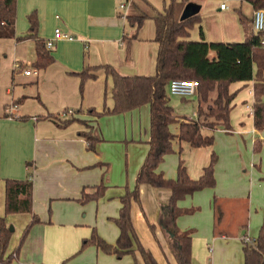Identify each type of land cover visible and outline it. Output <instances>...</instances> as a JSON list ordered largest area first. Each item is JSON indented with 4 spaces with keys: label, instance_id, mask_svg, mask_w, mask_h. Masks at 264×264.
Returning a JSON list of instances; mask_svg holds the SVG:
<instances>
[{
    "label": "crops",
    "instance_id": "obj_1",
    "mask_svg": "<svg viewBox=\"0 0 264 264\" xmlns=\"http://www.w3.org/2000/svg\"><path fill=\"white\" fill-rule=\"evenodd\" d=\"M136 1L18 0L17 36L30 33L29 15L35 12L36 38L46 42L58 27L74 38L56 40L49 48L55 61L42 69L34 66L36 39L0 38V217L14 226L6 252V257L12 256L9 264H146L138 242L152 252L158 264H178L161 224V206L168 204L172 196V190L166 187L140 186V202L133 201L131 207L138 239L137 242L132 237L131 250L118 255L94 243L83 246L94 231L108 244L117 245L120 229L116 219L122 207L121 198L126 185L133 189L150 149V104L123 113L97 115L89 111L103 112L115 106L114 78L105 66H112L123 76L156 73V28L148 22L136 31L127 19L128 15L139 13L141 1ZM146 1L154 12L150 15H154V0ZM226 2L228 7L219 9L225 13V20L217 27L209 23L207 30H202L203 37L214 42H243L246 33L240 17L226 11L231 5L240 7L253 19L255 9L243 0H233L230 6ZM186 7L195 13L203 9L198 0ZM135 31L137 37L131 38ZM189 35L186 39H202L195 29L194 35ZM28 69H37L38 73L28 75ZM86 69L92 76L82 80L81 73ZM255 82L254 78L230 84V92L234 93L230 126L220 124L213 130L203 129L204 135L214 137L212 145L193 147L176 137L174 155L166 154L158 168L166 178L175 179L182 160L189 176L199 179L216 155V135L229 136L226 149L237 161V173L223 168L216 155L215 187L178 201V207L195 210L177 219L181 231L192 232V264L208 263L201 253L207 247L214 264H242V256L229 254L233 249L239 253L244 240L255 237L264 226V197L255 195L253 180L249 186L245 181L249 175L256 180L257 173L262 177L264 169L257 173L247 169L243 159V151L252 149V164L259 167L256 158L260 157L263 168L264 129H257L254 124ZM169 92L168 86V95ZM216 94L212 91L210 95L214 98ZM195 96L198 101L193 116L197 119L175 115L174 111L176 122L170 130L176 136L181 122L199 119V90ZM68 119L74 120L64 125ZM82 132H91L98 138L96 150L88 148ZM27 178L34 183L33 212L7 214L6 179ZM98 186L104 187L101 194L82 202L84 190L93 194ZM218 201L223 205V216L216 224ZM242 205L245 210L248 206L247 222L233 226L234 234H229L227 214ZM204 214L205 223L200 221ZM33 215L40 221L24 236ZM214 244H219L224 256H217Z\"/></svg>",
    "mask_w": 264,
    "mask_h": 264
},
{
    "label": "trees",
    "instance_id": "obj_2",
    "mask_svg": "<svg viewBox=\"0 0 264 264\" xmlns=\"http://www.w3.org/2000/svg\"><path fill=\"white\" fill-rule=\"evenodd\" d=\"M192 0H171L165 6L164 11H155L150 14H130L127 16L130 25L139 30L146 19L153 18L156 24L155 41L159 44L155 75L123 76L112 66H105L108 74L114 78L113 109L98 112L89 109L91 113L102 115L104 113H123L144 104L151 107V138L150 149L141 166L136 185L133 189L127 188L122 196V207L116 223L120 229L117 245L112 246L93 232L91 238L84 241V245H98L108 252H116L122 255L131 250L133 246L132 237L138 242L136 232L131 218L132 202H140V186L149 184L153 187H166L172 190V196L168 204L162 205L161 224L163 231L168 237L169 246L178 264H192V232L181 231L177 219L184 214L195 212L193 209H181L178 201L186 196L194 194L205 188L216 185L215 165L217 156L213 154L209 166L204 169L199 179H192L181 160L178 166V175L175 179L166 178L158 171L166 154L174 151L173 140L190 142L193 147L210 146L214 143L213 136L203 134V129H215L217 125L230 126V113L234 93L230 92V84L236 81H248L256 79L254 94V124L257 129H264V32H257L253 27V19H249L240 12V22L244 27L246 39L243 42H214L207 41L201 30V40L186 39L190 29L196 23H200V13L191 15L182 20L181 16L186 6ZM250 3L254 9L264 8V0H243ZM18 0H0V38H26L36 39L37 59L34 62L36 68H46L55 61L52 51L47 47L43 39L36 38L38 18L35 12L29 15L30 33L24 36L16 34ZM136 31L131 38H136ZM82 80L92 76L86 69L81 73ZM173 79H195L199 82L200 106L198 108L199 119L197 121L181 122L180 132L176 136L170 130V125L176 122L173 106L168 95V86ZM217 94L213 102L205 109L203 102L211 97V92ZM74 119L64 121V125ZM86 138L88 148L96 150L98 138L91 132H82ZM104 190L98 186L93 194L85 190L82 202L95 199ZM34 183L31 178L6 179V213L33 212ZM222 211L216 207V224L222 219ZM39 218L33 215L30 227L39 222ZM155 231V225L151 224ZM12 231L6 223L5 217H0V264H9L12 256L6 257ZM244 264H264V226L259 234L249 241L244 240ZM138 248L146 264H158L152 252L138 242Z\"/></svg>",
    "mask_w": 264,
    "mask_h": 264
},
{
    "label": "rangeland",
    "instance_id": "obj_3",
    "mask_svg": "<svg viewBox=\"0 0 264 264\" xmlns=\"http://www.w3.org/2000/svg\"><path fill=\"white\" fill-rule=\"evenodd\" d=\"M129 1V0H128ZM139 1H141V4H138V8H139V13H135L137 14H152L154 13L152 10V7L150 6V4L146 1V0H137L136 3ZM180 1V0H177ZM200 1V3L203 5V9L200 12V18H201V22L199 23V25L197 26L196 24L193 25L190 29L191 32V36L194 35V29L196 31V34H201V30H203L204 32L207 30L209 23L210 24H214L215 27H217L220 23H222V21L225 20V13L223 11H220V2L224 1V0H198ZM228 1L229 6L231 5V3L233 2V0H226ZM171 2V0H154V7H155V11H164L165 6L169 5V3ZM245 10V9H244ZM240 12H244L240 7L239 8H234L233 5H231L229 7V9L226 11V13H236L238 15V17H240ZM134 14V15H135ZM148 22H151L154 29L156 28V24H155V20L153 18H148L146 19V21L144 22L143 25L146 26V24ZM188 38H190V35L188 36ZM185 80H191V79H185ZM169 97H170V102L174 107V111H175V115L178 116H186V117H191L194 119H197V117L193 116V113L197 110V101L198 98L194 95V96H181V95H174L171 94L169 92ZM213 102V98H208V100L206 102H203V107L206 109L208 105H210ZM173 128V127H172ZM209 129V128H207ZM229 136H227L226 134H220L218 133L216 135V149H215V153L217 156H219L220 159V163H222V167L223 168H229L232 171H235V173H237V169H236V164L237 161H235L234 156H232L231 154H229V152H227L228 150L227 148V140L226 138H228ZM108 144H112V143H108ZM173 148L175 151V147L173 144ZM174 151L169 153L171 155H174ZM262 155V156H261ZM261 157H264V149L261 151ZM253 157V151L252 149L249 152H246L245 150L243 151V159L247 162L246 168L247 169H255L256 173L259 172V169H264V162H263V168H261V162L260 157H257L256 160L257 161V165L255 166L252 160ZM165 159V157H164ZM242 159V158H241ZM240 159V160H241ZM264 160V159H263ZM119 169H114V171H118ZM264 171V170H263ZM233 174V175H234ZM258 174L256 175V180L253 179V176H248L247 179L245 180L247 182V186H249V184L251 185V180H253V182L255 183V185H253V190L255 192V195L258 197H264V175L262 177H258ZM137 181V179H136ZM259 181V182H258ZM257 183V185H256ZM136 185V182L134 184V186L132 188H134ZM126 188H129L128 185H126ZM248 202V201H247ZM218 208L223 210V205L221 202L218 201ZM182 208V207H180ZM194 207H184L182 209H192ZM233 208V206L231 207ZM230 208V209H231ZM237 209V211H234V209ZM232 209V211L228 212L227 217H228V224L231 226L230 230L228 231L229 234H234V227L240 224V222H247L249 213H248V206L245 210L244 205H242L241 207H235ZM194 216V215H193ZM206 218L207 216L204 214L203 218H200V221H203L204 223L206 222ZM194 219V218H193ZM194 222V220H193ZM234 226V227H233ZM9 229L11 230V227L14 228V226L12 224L8 225ZM194 228V227H193ZM14 232V231H12ZM243 231H241L242 233ZM259 234V232H258ZM257 234V235H258ZM256 235V236H257ZM241 236V235H240ZM255 236V237H256ZM254 238V237H252ZM212 242V241H211ZM215 247V252L217 254V256H224L222 252H220V248H219V244H214ZM209 249L208 247L206 248V250H201L202 255H204L208 261L207 264H214V262L212 261V255H208ZM242 256L243 259V263H245V255H244V250L243 247L240 249L239 253L238 251H236V249H233L232 252L229 254V256Z\"/></svg>",
    "mask_w": 264,
    "mask_h": 264
},
{
    "label": "built area",
    "instance_id": "obj_4",
    "mask_svg": "<svg viewBox=\"0 0 264 264\" xmlns=\"http://www.w3.org/2000/svg\"><path fill=\"white\" fill-rule=\"evenodd\" d=\"M123 8L125 4L121 5ZM228 7L227 2L224 1L220 5V9H226ZM253 27L257 32H264V8L255 9L253 13ZM68 38L73 39L74 37L68 33H65L60 27L56 28L54 31V36L46 41L48 48H52L56 40ZM264 42V39H263ZM26 74L38 73L37 69L25 70ZM199 82L198 80H185V79H173L169 83V91L174 95L181 96H194L198 94ZM249 241V238H246Z\"/></svg>",
    "mask_w": 264,
    "mask_h": 264
},
{
    "label": "water",
    "instance_id": "obj_5",
    "mask_svg": "<svg viewBox=\"0 0 264 264\" xmlns=\"http://www.w3.org/2000/svg\"><path fill=\"white\" fill-rule=\"evenodd\" d=\"M194 14H196V13H195V11L192 8L186 7V9L184 10V12H183V14L181 16V19L184 20V19H186V18H188V17H190L191 15H194ZM11 230H13V227H11Z\"/></svg>",
    "mask_w": 264,
    "mask_h": 264
}]
</instances>
